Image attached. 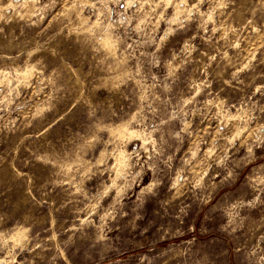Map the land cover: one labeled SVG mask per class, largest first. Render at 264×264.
<instances>
[{"label": "rangeland", "instance_id": "obj_1", "mask_svg": "<svg viewBox=\"0 0 264 264\" xmlns=\"http://www.w3.org/2000/svg\"><path fill=\"white\" fill-rule=\"evenodd\" d=\"M70 254L264 264V0H0V264Z\"/></svg>", "mask_w": 264, "mask_h": 264}, {"label": "bare ground", "instance_id": "obj_2", "mask_svg": "<svg viewBox=\"0 0 264 264\" xmlns=\"http://www.w3.org/2000/svg\"><path fill=\"white\" fill-rule=\"evenodd\" d=\"M168 3H171L173 0H167ZM178 9H180V5H178ZM178 19V16L176 18H174L172 21H176ZM109 26H111V24H109ZM172 28H169L166 31V35H168L171 32ZM105 43L106 45H108L109 48L113 49L116 47V43L117 41L114 40L109 34L106 36L105 39ZM24 77H27V74H24ZM117 131L119 132V134L121 136H126L127 134H130V137H134V136H140L143 139L145 138L146 134L143 131L140 130H134L131 129L128 125V123H124L121 124ZM130 160V155L127 152V150L122 149L119 151L118 153V164H117V174H121L123 169L126 167L128 161ZM181 176L178 178V180H180Z\"/></svg>", "mask_w": 264, "mask_h": 264}, {"label": "trees", "instance_id": "obj_3", "mask_svg": "<svg viewBox=\"0 0 264 264\" xmlns=\"http://www.w3.org/2000/svg\"><path fill=\"white\" fill-rule=\"evenodd\" d=\"M70 257H71L72 261H73L75 264H80V262H79L77 259H75V258H73V257L71 256V254H70Z\"/></svg>", "mask_w": 264, "mask_h": 264}]
</instances>
